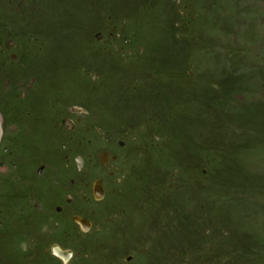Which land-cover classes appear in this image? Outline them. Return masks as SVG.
I'll return each mask as SVG.
<instances>
[{
  "label": "rangeland",
  "instance_id": "374dc122",
  "mask_svg": "<svg viewBox=\"0 0 264 264\" xmlns=\"http://www.w3.org/2000/svg\"><path fill=\"white\" fill-rule=\"evenodd\" d=\"M7 37L0 264H264V0H0Z\"/></svg>",
  "mask_w": 264,
  "mask_h": 264
},
{
  "label": "flooded vegetation",
  "instance_id": "af4514ba",
  "mask_svg": "<svg viewBox=\"0 0 264 264\" xmlns=\"http://www.w3.org/2000/svg\"><path fill=\"white\" fill-rule=\"evenodd\" d=\"M16 45H17V42H16V40L14 38L7 37L2 42H0V49L3 50L5 48H8V49L11 50V49L15 48ZM11 56L13 58H17L15 52H13ZM8 116H9L8 113H6V111L3 108H0V160L2 159L3 152H5V153L8 152V154H13V152L9 153V150H10L9 146L8 145L6 146V144L8 142L6 133H8V130H9V128H8V123H9ZM77 123L78 122L75 120V118H73V116H65L63 118V120H62V125L67 130H70V131L74 130V128L76 127ZM64 143H62V146H63V148L67 149L66 144H64ZM2 150H3V152H2ZM116 158H117V155L109 153V152H106V151L101 152V154H100V161H101V163L103 165H106V166L111 164L113 162V160H115ZM3 164H4V162H3ZM16 164H18V163L12 164V166L18 168V165H16ZM77 164H79V163L77 162ZM46 166H47L46 164H40L37 167L38 173L43 175L44 172H45ZM71 181H72V183L76 182L75 179H71ZM103 181H104L103 178L98 177V178H95V180L93 181V183L91 185V194H92L91 198H94L96 201H102L108 195L107 186L105 188V186L103 184ZM96 185L97 186H101L102 189H103L104 193H103V196L101 197L102 198L101 200L96 198V194H95ZM84 196H87V194L84 195ZM87 197H89V196H87ZM67 201L72 203L73 202V198L72 197H67ZM36 205H38V204H36ZM56 210H57V212H60V213L66 211L65 207L62 206V205H57L56 206ZM12 216H13L12 214L8 215V216L5 215V217L0 219V226H3L5 224V221L6 220L9 221L10 218H12ZM77 217H81V218L84 219V222L88 225V228H89V229L87 228L88 229L87 231H85L84 224L82 222H80L77 219ZM72 218L76 222V224L78 225V228H80L81 231H84V232H89L92 229H94L95 226L98 225L97 220L93 219L89 215L80 214V213H74V214H72ZM78 221L80 223H78ZM29 242L34 247V249H36V245L33 243V241L29 240ZM54 243H58V244H54ZM44 252H50L53 257L58 258L59 260H61V264H63V263H66V264H73V263L77 264L76 259L79 258V257H82V252L81 251H79L78 249H75L73 247L64 246L60 242H53L51 244V247H49V248L45 246L44 247ZM63 252L66 253L67 259H64V257L62 256ZM28 253H29V250L27 251V254ZM34 255L36 257L37 253H35ZM134 258H135V256L133 254H129V256H128L129 260H133ZM39 259H41V258H39ZM63 260H64V262H63ZM52 261L56 262L57 260L53 259ZM71 262H73V263H71Z\"/></svg>",
  "mask_w": 264,
  "mask_h": 264
},
{
  "label": "water",
  "instance_id": "95a60500",
  "mask_svg": "<svg viewBox=\"0 0 264 264\" xmlns=\"http://www.w3.org/2000/svg\"><path fill=\"white\" fill-rule=\"evenodd\" d=\"M103 189L101 186H97L96 185V188H95V194H96V197L98 198H101L103 196ZM77 219L82 222L84 224V226H88L85 222H84V219L81 218V217H77ZM62 256H66V253H63Z\"/></svg>",
  "mask_w": 264,
  "mask_h": 264
},
{
  "label": "bare ground",
  "instance_id": "6f19581e",
  "mask_svg": "<svg viewBox=\"0 0 264 264\" xmlns=\"http://www.w3.org/2000/svg\"><path fill=\"white\" fill-rule=\"evenodd\" d=\"M96 198L99 199V200L102 199V198H98V197H96ZM78 223H80V222L78 221ZM84 228H85V231H87L89 229L88 226H85ZM63 253H65V252H63ZM63 257H64V259H67V256H63Z\"/></svg>",
  "mask_w": 264,
  "mask_h": 264
}]
</instances>
